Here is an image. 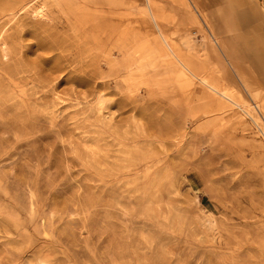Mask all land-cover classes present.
<instances>
[{
  "label": "rangeland",
  "instance_id": "1",
  "mask_svg": "<svg viewBox=\"0 0 264 264\" xmlns=\"http://www.w3.org/2000/svg\"><path fill=\"white\" fill-rule=\"evenodd\" d=\"M0 264H264V0H0Z\"/></svg>",
  "mask_w": 264,
  "mask_h": 264
},
{
  "label": "bare ground",
  "instance_id": "2",
  "mask_svg": "<svg viewBox=\"0 0 264 264\" xmlns=\"http://www.w3.org/2000/svg\"><path fill=\"white\" fill-rule=\"evenodd\" d=\"M183 67V66H182ZM184 68V67H183ZM186 69V68H185Z\"/></svg>",
  "mask_w": 264,
  "mask_h": 264
}]
</instances>
